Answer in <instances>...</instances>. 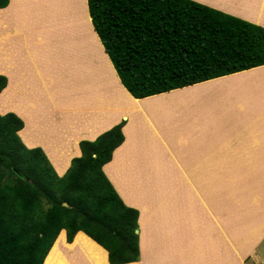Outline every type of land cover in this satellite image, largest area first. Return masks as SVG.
I'll return each mask as SVG.
<instances>
[{"label": "crops", "instance_id": "1", "mask_svg": "<svg viewBox=\"0 0 264 264\" xmlns=\"http://www.w3.org/2000/svg\"><path fill=\"white\" fill-rule=\"evenodd\" d=\"M192 1L264 28L262 11L258 21ZM0 76V115L22 120L21 142L41 149L59 177L82 156L81 142L124 123L125 140L103 171L139 212L140 259L130 264H237L192 175L236 173L221 161L235 157L237 141H264V66L135 99L94 30L88 0H10L0 9ZM61 251L56 245L53 264H63Z\"/></svg>", "mask_w": 264, "mask_h": 264}, {"label": "trees", "instance_id": "2", "mask_svg": "<svg viewBox=\"0 0 264 264\" xmlns=\"http://www.w3.org/2000/svg\"><path fill=\"white\" fill-rule=\"evenodd\" d=\"M10 0H0L5 9ZM92 24L125 89L144 99L264 66V28L192 0H88ZM94 34V32H92ZM7 79L0 76V94ZM121 123L59 177L23 122L0 115V264H44L63 231L85 234L109 264L140 259L139 212L103 168L124 142Z\"/></svg>", "mask_w": 264, "mask_h": 264}, {"label": "rangeland", "instance_id": "3", "mask_svg": "<svg viewBox=\"0 0 264 264\" xmlns=\"http://www.w3.org/2000/svg\"><path fill=\"white\" fill-rule=\"evenodd\" d=\"M220 2L230 10L251 14L258 10L264 12V0ZM90 41H97L92 31ZM250 139L237 141L235 157L227 158L225 163L221 161V166L234 165L238 172L198 173L192 176L195 182L200 183L194 184V188L210 210L212 219L219 224L224 237L233 243L238 256L237 264H264V141L256 135L250 136ZM55 243L44 264H53L51 257L56 245L62 249L60 256L63 264L108 263L107 252L82 233L75 237L72 244H68L63 231Z\"/></svg>", "mask_w": 264, "mask_h": 264}, {"label": "bare ground", "instance_id": "4", "mask_svg": "<svg viewBox=\"0 0 264 264\" xmlns=\"http://www.w3.org/2000/svg\"><path fill=\"white\" fill-rule=\"evenodd\" d=\"M206 1H207V2L209 1L210 3H213V4H215V5H221L222 7H224V8L226 9V7H225L223 4H220L218 1H215V0H206ZM230 8H231V7H230ZM227 9L230 10L229 7H227ZM230 11H235V10L231 9ZM236 12H238V13H240V14L246 16V17H250V18L253 17V18H255V19L258 20V21L261 20V18H260L259 16H257V14L254 15V16H257V17H254V16H252L251 14H249V13L246 12V11H237V10H236Z\"/></svg>", "mask_w": 264, "mask_h": 264}, {"label": "water", "instance_id": "5", "mask_svg": "<svg viewBox=\"0 0 264 264\" xmlns=\"http://www.w3.org/2000/svg\"><path fill=\"white\" fill-rule=\"evenodd\" d=\"M52 250V249H51Z\"/></svg>", "mask_w": 264, "mask_h": 264}]
</instances>
